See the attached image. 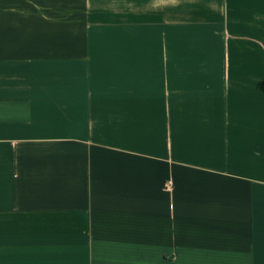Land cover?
<instances>
[{
  "label": "crops",
  "instance_id": "crops-1",
  "mask_svg": "<svg viewBox=\"0 0 264 264\" xmlns=\"http://www.w3.org/2000/svg\"><path fill=\"white\" fill-rule=\"evenodd\" d=\"M0 264H264V0H0Z\"/></svg>",
  "mask_w": 264,
  "mask_h": 264
},
{
  "label": "built area",
  "instance_id": "built-area-1",
  "mask_svg": "<svg viewBox=\"0 0 264 264\" xmlns=\"http://www.w3.org/2000/svg\"><path fill=\"white\" fill-rule=\"evenodd\" d=\"M167 191H171V190L169 189V190H167Z\"/></svg>",
  "mask_w": 264,
  "mask_h": 264
}]
</instances>
